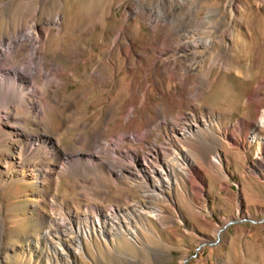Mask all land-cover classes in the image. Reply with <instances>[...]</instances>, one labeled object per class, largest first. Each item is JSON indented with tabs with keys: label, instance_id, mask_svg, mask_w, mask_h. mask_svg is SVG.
I'll list each match as a JSON object with an SVG mask.
<instances>
[{
	"label": "rangeland",
	"instance_id": "1",
	"mask_svg": "<svg viewBox=\"0 0 264 264\" xmlns=\"http://www.w3.org/2000/svg\"><path fill=\"white\" fill-rule=\"evenodd\" d=\"M157 1L143 0L147 7ZM213 1L205 4L210 6ZM245 3L246 12L241 13L242 21H236L234 29L252 45L250 54L243 59L232 49L231 66L211 71L210 83L193 96L187 84H180L177 77L156 67L160 49L153 40L159 34H152L139 19L132 22L133 17L128 16L133 7L130 0H0V37L27 29L33 21L44 26L60 16V36V30L52 27L45 49L38 51L45 63L55 62L72 70L61 81L45 78L42 69L37 71L33 78L37 89L26 86V96L35 105L45 96V119L17 108L19 123H12L20 134H39L40 141L44 136L53 140L62 154L53 153L49 143L42 141L5 169L18 151L19 139L5 147L8 136L5 127L1 128L0 264H264V167L259 175L252 173L259 160L257 144L246 140L242 150H228L224 143H217L211 155L220 152L227 180L203 165L204 183L194 188L184 183L169 190L164 186L167 192L163 200L144 199L142 191L150 192L151 188L141 190L138 179L130 180L124 172L113 175L104 162L85 158L99 147L106 148L101 155L110 159L113 169L133 167L132 154L143 156L150 144L164 142L165 130L152 128L139 141L129 138L121 142L119 138L121 134L139 137L147 119L156 118L158 107L168 108L163 110L168 114L199 116L206 106L221 113L219 122L230 131L239 118L250 127L256 118V105L245 104L246 98L257 81L264 79V0ZM223 5L220 0L216 7L229 18ZM119 32L121 38L116 41ZM54 45L58 50L52 53ZM164 54L172 55L167 48ZM18 55L15 63L34 73L37 66L30 62V47ZM180 63L174 71L176 76L183 73L184 62ZM2 66L12 71L7 64ZM95 69L105 74L100 84L89 79ZM223 136L224 131L219 130L218 138ZM237 137L244 141L238 133ZM32 165L45 171L43 185H29L26 174ZM152 206L161 210L159 216L144 217L138 212L140 207L148 210ZM110 210L127 226L120 234L84 239L81 255L68 257L53 251L56 237L65 239L55 235L57 230L86 228L98 212ZM46 229L50 234L43 239ZM131 229L136 230L134 236L128 232ZM69 235L75 237L74 230Z\"/></svg>",
	"mask_w": 264,
	"mask_h": 264
},
{
	"label": "bare ground",
	"instance_id": "2",
	"mask_svg": "<svg viewBox=\"0 0 264 264\" xmlns=\"http://www.w3.org/2000/svg\"><path fill=\"white\" fill-rule=\"evenodd\" d=\"M219 1L214 0L213 4L208 6L205 4L208 0H158L156 5L147 7L143 0H130L133 7L129 9L128 16L133 17L132 22L137 23L136 20L139 19L148 26L152 34H159L153 40L156 47L160 49L156 53L158 55L156 67L161 66L164 72L171 73L172 76L177 77L180 84H187V90L193 96L200 93L201 87L210 83L211 78L209 77V73L211 71L227 69L231 66L229 55L232 49H236L239 56L243 59L252 50V45L246 42L241 35L239 36L238 31L234 29V23L242 21L243 16L241 13L246 12L247 4L245 0H223V8L229 14V18H225L224 14L216 7ZM227 5L230 7L229 10L226 8ZM202 11L204 12L203 15L197 18L198 13ZM233 14L238 15V17L236 16L237 19H235ZM59 21L60 16H57L56 19L48 20L44 26L38 24L37 21H33L27 29H21L16 34L12 33L8 37H0V135L2 132L1 128L4 126L8 136L3 142L5 147L6 143L12 144L15 138L19 139L16 140L18 143L16 149L18 151L12 154L10 161L5 164V169L19 162L20 156L22 157V154L26 150L32 151L42 141L49 143V149L53 153L62 154L57 144L48 137L44 136L43 140L40 141L39 134L32 135L22 132L21 134L24 133L25 139L21 140L19 130L12 125V123L20 119L15 114L17 108L23 109L27 113H37L39 119H45L44 109L47 107L45 96L43 95L40 102L36 105L29 101L26 96V86H29L33 90L35 89V91L37 89L33 82L37 71L42 69L45 71V78L48 77L59 81L63 80L68 72H72V70H66L67 68L65 69L61 64L55 62H51L50 64L45 63L44 56L39 55L38 50L42 51L45 49V42L48 35L51 34L52 27H57L60 30L57 35L60 36L62 22ZM225 21H228L227 27L224 26ZM231 28H233L232 32ZM116 35L117 41L121 38L120 32ZM226 38L230 40L228 44L225 42ZM34 44H37L38 48H34ZM27 46L31 50L30 62H35L37 66L34 69V73L26 72L25 68L19 67L14 61L15 57H19L18 51L20 52ZM114 46H117V43ZM53 47L52 53L58 50L57 45ZM165 48L170 51L171 56L164 57ZM181 61L184 62L183 73L176 76V72L174 71L177 70ZM5 64L10 66L11 72L2 66ZM48 78L47 80H49ZM89 79L100 84L105 80V74L101 69H95L94 72L89 74ZM263 84L264 79L258 80L246 98L245 104L254 103L256 105V118L251 122L250 127H247V122L244 119L239 118L232 127L233 130L230 131V127L229 129L227 125L219 122L221 113H216L206 106L199 116L182 112H177L174 115L168 114V112L163 111L164 109L168 111V108L158 107L155 111L156 118L147 119L145 131L139 137L137 136L136 138L134 134H121L119 138V141L129 138L139 141L152 128H164L165 130L164 142L150 144L147 153L143 156H138L135 152L132 154L131 161L133 167H128V165L113 169L114 167L112 168L110 159L101 155L106 148L99 147L98 151L94 154L85 155V158L89 161L104 162L109 172L113 175L118 176L119 173L124 172L130 180L138 179L141 190L148 187L151 188L150 192L142 191L144 199L154 197L163 200L167 192L163 190L164 186L167 189H172V187H181L182 184L187 183L191 188H194L198 183H204L203 177H201L205 171L203 165H206L211 173L226 179L227 175L220 152L213 156L211 155L217 150L216 144L221 142L226 145L228 150H242L246 146V140H249V143L257 144L259 147L257 158L259 160L253 165L252 173L259 175V169L264 167V92L262 94L259 93V89ZM47 92L50 93L46 90L45 93ZM259 108L261 110H258ZM232 113H230V116L233 115ZM219 130L224 131L222 139L218 138ZM237 133L243 137L244 141L238 140ZM28 142L29 144L26 145ZM44 175V170L33 165L26 174L29 185L34 183L43 185ZM22 176L23 174L21 173L20 177L22 178ZM195 192L197 193V191ZM123 212L125 213V211ZM138 212L144 217L149 216L151 218L159 216L161 210L157 207L148 210L140 207ZM45 219L48 220L47 217ZM45 219L44 221H46ZM62 223H59L61 224L60 227H63ZM126 227L122 225V217L113 215L112 210L104 214L98 212L97 216L91 220L90 226L86 228L77 226L73 229L75 237L69 235L73 232L70 228L62 231L56 229L55 235L65 239H57L56 237V242L58 243H53L51 247L54 252L60 251L68 257L74 254L81 255V246L83 247L82 241L84 239L89 240L96 234L114 236L120 234ZM2 230L1 228L0 231ZM128 232L134 236L136 230L131 229ZM49 234V230L46 229L42 234V238L44 239Z\"/></svg>",
	"mask_w": 264,
	"mask_h": 264
}]
</instances>
